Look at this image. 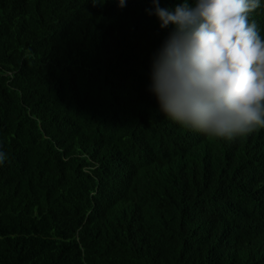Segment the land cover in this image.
Masks as SVG:
<instances>
[{"label":"trees","instance_id":"trees-1","mask_svg":"<svg viewBox=\"0 0 264 264\" xmlns=\"http://www.w3.org/2000/svg\"><path fill=\"white\" fill-rule=\"evenodd\" d=\"M146 9L0 0V264H264V128L166 117Z\"/></svg>","mask_w":264,"mask_h":264},{"label":"clouds","instance_id":"clouds-1","mask_svg":"<svg viewBox=\"0 0 264 264\" xmlns=\"http://www.w3.org/2000/svg\"><path fill=\"white\" fill-rule=\"evenodd\" d=\"M105 0H91L93 6ZM146 9L171 31L153 62L150 90L166 117L211 139L264 128V37L251 14L261 0H176ZM127 0H118L121 8ZM0 150V165L7 160Z\"/></svg>","mask_w":264,"mask_h":264}]
</instances>
